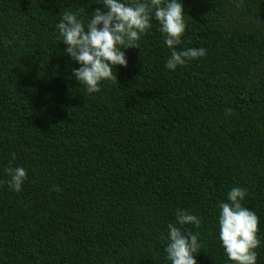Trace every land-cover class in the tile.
Here are the masks:
<instances>
[{
	"label": "trees",
	"instance_id": "trees-1",
	"mask_svg": "<svg viewBox=\"0 0 264 264\" xmlns=\"http://www.w3.org/2000/svg\"><path fill=\"white\" fill-rule=\"evenodd\" d=\"M180 2L177 50L204 57L167 69L153 18L118 83L88 93L56 25L83 9L86 27L102 4L0 0V264H171L178 209L201 218L177 225L199 233L197 264H232L219 239L232 187L259 218L264 264V0ZM10 167L27 172L19 192Z\"/></svg>",
	"mask_w": 264,
	"mask_h": 264
},
{
	"label": "clouds",
	"instance_id": "clouds-1",
	"mask_svg": "<svg viewBox=\"0 0 264 264\" xmlns=\"http://www.w3.org/2000/svg\"><path fill=\"white\" fill-rule=\"evenodd\" d=\"M98 3L102 7L95 8L90 14L86 27L85 22L78 18L83 9L64 12L56 25L59 36L67 45L65 53L80 65L72 70L73 76L86 86L88 93L99 92L102 81L118 83L114 69L127 67L122 49H139L141 36L152 26L153 18L160 24L164 43L171 49L165 65L167 69L176 70L178 66L206 55L204 48L177 50L186 29L180 0H98ZM230 111L227 110L226 114ZM6 171L11 176V188L21 191L27 178L26 170L10 167ZM246 196V189L232 187L228 202L219 205V239L232 264H256L257 261L259 218L254 211L242 206ZM177 225L199 228L201 218L185 210H177L176 223L168 224L169 243L164 249L167 260L171 264H197L195 256L202 246L199 233Z\"/></svg>",
	"mask_w": 264,
	"mask_h": 264
}]
</instances>
